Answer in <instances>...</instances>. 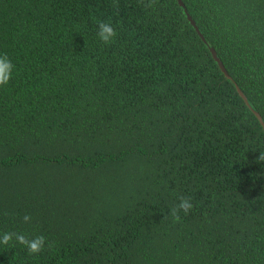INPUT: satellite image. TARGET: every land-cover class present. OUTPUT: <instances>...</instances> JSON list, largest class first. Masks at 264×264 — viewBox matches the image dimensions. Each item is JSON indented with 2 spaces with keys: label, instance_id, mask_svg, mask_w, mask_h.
Returning a JSON list of instances; mask_svg holds the SVG:
<instances>
[{
  "label": "trees",
  "instance_id": "obj_1",
  "mask_svg": "<svg viewBox=\"0 0 264 264\" xmlns=\"http://www.w3.org/2000/svg\"><path fill=\"white\" fill-rule=\"evenodd\" d=\"M181 1L0 0V264H264V0Z\"/></svg>",
  "mask_w": 264,
  "mask_h": 264
},
{
  "label": "clouds",
  "instance_id": "obj_2",
  "mask_svg": "<svg viewBox=\"0 0 264 264\" xmlns=\"http://www.w3.org/2000/svg\"><path fill=\"white\" fill-rule=\"evenodd\" d=\"M157 0H149L146 4V7L151 9L155 6ZM115 9L118 10L119 5H113ZM97 37L104 44L109 45L114 42L117 37V30L113 25L106 21H98L97 22ZM14 71V65L12 61L9 59L7 54H0V87L6 86L12 78ZM258 162H264V152H260L257 158ZM192 208V204L190 199L187 197H180L179 202L174 204L170 215L174 218L175 221L180 220L179 213L183 211L187 213ZM32 220L31 215H24L22 218L23 223H29ZM13 240L16 243L22 245L29 255H38L40 252L44 251L45 246L51 249L54 244L52 242L46 241V238L43 235H37L33 237H29L23 233L6 231L0 233V244L9 245Z\"/></svg>",
  "mask_w": 264,
  "mask_h": 264
},
{
  "label": "water",
  "instance_id": "obj_3",
  "mask_svg": "<svg viewBox=\"0 0 264 264\" xmlns=\"http://www.w3.org/2000/svg\"><path fill=\"white\" fill-rule=\"evenodd\" d=\"M178 2V5L183 9L184 13L187 15V18L189 19L190 23H191V26L194 28L195 32L198 34V36L200 37V39L202 41H204V37L200 34V31L198 29V27L196 26V24L194 23V21L191 19V17L187 14V11L182 3L181 0H177ZM205 42V41H204ZM211 55H212V58L214 59V61L216 62V64L218 65L220 71L222 72V74L229 80H231L230 76L227 74L226 70L224 69V66L222 65L220 59L217 57L215 51L210 48L209 49ZM235 88H236V91L238 93V95L240 96V98L243 100V102L245 103V105L250 109V106L248 104V101L246 99V97L243 95V93L240 91V89L235 85ZM251 110V109H250ZM252 113L254 114V116L257 118L258 122L260 123L263 131H264V122L262 121V118L261 116L256 112V111H253L251 110Z\"/></svg>",
  "mask_w": 264,
  "mask_h": 264
}]
</instances>
